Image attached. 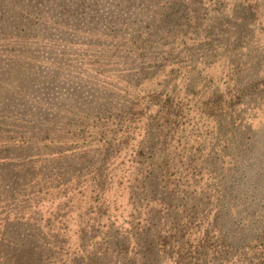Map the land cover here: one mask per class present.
<instances>
[{
  "label": "rangeland",
  "instance_id": "obj_1",
  "mask_svg": "<svg viewBox=\"0 0 264 264\" xmlns=\"http://www.w3.org/2000/svg\"><path fill=\"white\" fill-rule=\"evenodd\" d=\"M10 1L16 8H1L0 21L37 30L0 25V104H6L10 90L30 100L49 101L55 95L62 106L48 105L60 114L91 111L105 107L107 96L117 98L118 112L106 115L94 131L122 129L134 138L109 157L102 177L76 161L67 174L57 173L64 189L40 196L38 214L54 212L51 227L60 234L61 253L53 260L264 264V189L254 204L242 195L220 192L224 178L249 179L260 169L264 0ZM171 12L183 15L180 24L172 22ZM82 34L102 40L86 45ZM31 83L52 85L55 94L29 92ZM9 114L18 117L0 115V125L36 129L29 125L35 123L30 116ZM55 128H49L50 135L65 143L59 151L68 156L91 141L90 133L78 135L77 128ZM147 135L155 144L145 142V155L137 156ZM32 151L43 158L50 153L43 146L41 152ZM64 175L71 179L66 185ZM39 180L34 182L38 191L50 188ZM153 185L158 192L149 189ZM173 193L185 194L173 199ZM43 217L47 225L48 217ZM256 222V231L241 238V231ZM83 231L93 237L84 239ZM96 234L103 240H94ZM116 238L129 241L121 244ZM114 241L123 258L107 257ZM128 245L124 254L122 247ZM135 247L150 261L142 263ZM151 248L159 255L151 254Z\"/></svg>",
  "mask_w": 264,
  "mask_h": 264
},
{
  "label": "trees",
  "instance_id": "obj_2",
  "mask_svg": "<svg viewBox=\"0 0 264 264\" xmlns=\"http://www.w3.org/2000/svg\"><path fill=\"white\" fill-rule=\"evenodd\" d=\"M144 1L146 4V0ZM129 2L131 3L130 0ZM10 3V0H2L0 10L3 8L5 11H8V9L12 10L16 8L14 4ZM25 5H27L26 1L22 6ZM181 10L182 7L179 6L178 12ZM33 13L36 14V16L38 14L34 10ZM170 15H172L170 17L172 22L175 21L177 24H180V16H183L182 14L171 12ZM3 23H6L7 27L15 24L17 28L21 29V32L31 29L33 31H35V29L37 30L33 25L21 26L13 21L9 23L0 21V25ZM66 36L68 37L69 35ZM81 37L82 40L86 42V45H91L94 44V42H100L102 40L101 37H95L88 34H82ZM116 37L118 38V36ZM3 85L6 87V84ZM76 85L81 87L79 82ZM1 88L2 86H0V89ZM39 89L44 94L50 91V94H55L53 92L56 88L54 89V86L52 85H45V87L38 85L35 86L33 83L28 84V87L26 88L29 92L32 90L38 92ZM10 91L11 92L8 95L4 96L6 104H0V115H9L15 118L18 117V115H10V111L23 113V118L28 115L30 116V120H34L35 123H29V125L36 129L30 131H23V129L14 131L15 129L13 128L3 126L2 124L0 125V130H3L2 132L0 131V264H47L46 259L53 260V257H59V254L61 253V245L58 241L60 234L56 228L53 229V227H51L53 226L51 223H55L54 212L52 214L45 213L42 216L38 214L39 210L36 205H39L40 202L44 200L41 199L40 196H48L51 192L55 193L64 189L57 173L67 174L64 171H69L76 161L85 162L91 170L102 177L103 175L100 173L109 161V157L119 153L120 148L123 149L124 144L129 143L130 140H134V138H132V135H125L126 132L122 129L94 131L97 130V124L106 115L111 114L110 112H114L115 109L116 112H118V108L121 107V104L117 98H110L107 96L105 107H101L102 104L91 109V111L95 112L94 114L90 110L82 112L72 111V113H65L62 110L60 114L57 110L51 109L49 106L54 103L62 106L63 102L55 97V95H51L49 101L44 99L43 102L41 101V97H38V99L32 98L30 100L26 95H18L17 92V95H15L12 90ZM77 104L82 103L77 102ZM59 116H61L62 119ZM1 121L2 120L0 119V122ZM65 121L69 122L71 126L67 125ZM57 125H59V127L63 126V128H68L70 131H74V129L77 128L75 133L78 135H82V132L84 134L90 133L91 141L80 150V153H77V151H71L69 153L70 156H68V154L66 155L64 152L59 151L65 143L60 140L57 142L54 141L50 135L52 131H50L49 128L56 131L55 126ZM91 131H93V134ZM145 142H152L153 145L155 144L152 137L147 135L146 138L143 139L140 149L136 152L137 156L145 155ZM42 146L47 147L50 151L47 155L48 158L40 157L43 156L41 153L33 154L34 151L32 150H39V152H41L40 149ZM261 152L262 157L257 159V164L260 167L258 173H252V177L249 179H236L232 177L230 180H227L224 178L220 184L222 185V190L220 192L224 193L225 189V192H230L231 197L235 196L236 198V195H242L243 197L248 198V200H252V204H254L253 202L256 201V195L264 189V148L261 149ZM61 164H65V169L60 167ZM67 176L68 175H64V178H66L65 185L71 180H67ZM38 177L41 179L39 181H42L45 186H49L50 188H46L45 191H42L43 189L38 191L34 186V182ZM149 189L152 192L159 191L158 187H154V185L150 186ZM182 194L185 193H173V199H176ZM22 203L25 204L23 205ZM252 204L248 205V207L253 208ZM161 212L163 213V210H157L156 213L160 214ZM45 215H47L49 221L47 225H45L46 222L43 217ZM35 216L37 217L36 219L40 217L39 220L34 221ZM253 226L257 227V222L252 223L251 226L243 229L241 231L243 234L241 238L245 239L247 236H250L251 232L256 231V228H252ZM80 233L85 234L84 239L85 237H93L92 234L85 231ZM97 236L98 234L95 235L94 240H103V236L100 239ZM162 237L167 239L166 235ZM116 240L121 244H127V241H129L127 238L122 240L121 238H116ZM66 241H68L67 238ZM117 244L118 243L114 241L111 247H109L111 255H108L107 257H113L114 254H120L123 258V255L121 254L122 251L118 249ZM122 248L124 254H127L130 245ZM202 248H205V244ZM140 252H142L141 249L137 247L133 250V253L137 256ZM149 252L151 254L159 255V252L154 248L149 249ZM140 257L143 261L142 263L150 261V255L145 251L140 254ZM125 258L127 260L129 259L127 256H125ZM99 259L98 257L84 259V261L81 259V262L86 261L87 264H106L105 262H107V264H113L109 260H103L101 262ZM130 262H132V264H138L135 259H131ZM54 263L57 264L58 260L54 261L52 264ZM146 264L149 263L147 262ZM204 264H209V262L207 261Z\"/></svg>",
  "mask_w": 264,
  "mask_h": 264
}]
</instances>
